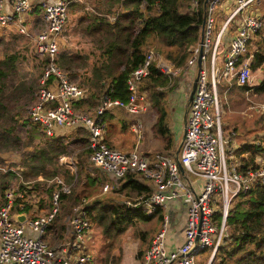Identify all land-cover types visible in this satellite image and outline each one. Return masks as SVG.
<instances>
[{
	"label": "built area",
	"instance_id": "built-area-1",
	"mask_svg": "<svg viewBox=\"0 0 264 264\" xmlns=\"http://www.w3.org/2000/svg\"><path fill=\"white\" fill-rule=\"evenodd\" d=\"M224 1L227 16L221 23L217 22L219 27L214 34V11L221 0H207L202 38L192 49L183 70L184 74L192 68L196 70V86L186 109L181 147L176 156L173 152L143 154L136 145L125 152L107 144L105 139V111L114 107L133 115L147 111L150 103L145 93L137 91L139 81L149 73L152 62H156L162 73L170 77L178 75L180 69L172 61L149 49L142 64L127 78L130 92L127 100L112 99L104 94L93 111L75 109L74 103L86 97V89L70 81L57 58L70 23V5L83 0H0V28L13 27L30 40L36 54L46 57L35 100L24 118L39 124L49 136L86 130L89 160L93 166L113 181L130 173L137 174V179L148 182L151 190L147 196L139 197L136 204H142L147 215H155L157 209H163L160 227L144 252L141 264H213L226 236L225 223L232 199L257 183L264 184V164L259 158L255 170L239 171L241 164L234 156L236 146H231L229 141L228 147L227 138L222 136L217 90L222 81L231 78H235L238 86L252 84L249 62L240 59L250 40L264 29L261 15L252 6L259 0ZM196 5L193 1L190 8ZM263 79L264 68L258 83ZM260 110L264 111V104ZM142 129L143 121L135 117L130 131L136 143L143 139ZM59 160L60 164L72 169L74 179L68 184L62 176L50 179L49 183L55 188L49 209L39 208V198L34 192L26 196L25 189L16 193L5 191V201L0 207V264L92 263L93 255L88 245L95 229L81 206H76L69 217L64 239L50 244L45 238L60 211L61 193L69 191L77 176L75 159L72 160L71 155ZM108 187V183L103 184L105 191ZM17 198L30 202L28 212L13 209ZM175 200L182 204L183 241L168 252L167 234L176 224L172 222V212L167 205ZM19 206L24 207L23 203ZM21 214L25 217L18 220Z\"/></svg>",
	"mask_w": 264,
	"mask_h": 264
},
{
	"label": "trees",
	"instance_id": "trees-1",
	"mask_svg": "<svg viewBox=\"0 0 264 264\" xmlns=\"http://www.w3.org/2000/svg\"><path fill=\"white\" fill-rule=\"evenodd\" d=\"M193 1L197 5L190 8ZM204 2L205 0H93L92 7L89 3L90 9L86 10L83 8L85 5L72 4V10L83 11L78 14L76 23L86 38L88 50L85 53H80L81 50L63 51L59 53L57 61L70 81L86 89V97L77 100L74 108L92 111L104 94L112 99L127 100L130 94L127 78L142 64L147 49L154 48L150 46L144 49L150 37L154 40L153 51L172 61L180 69L178 74L183 75L192 49L202 38ZM69 14L72 16V13ZM262 31L264 29L250 40L246 53L240 59L248 60L252 72L264 68ZM19 38L20 35L11 32L0 35V207L5 201L7 189L15 193L25 189L26 196L34 192L35 197L39 198V208L49 209L55 185L48 183V180L58 175L68 184L74 179V174L59 163V157L78 150L77 180L68 192L61 193L60 211L45 234V238L51 235L47 239L50 244L65 238L67 221L76 206H82L93 226L100 229L102 238L109 241L110 246L117 235L138 221L147 223L155 219L156 222H161V208L157 209L155 215H147L142 207L128 206L122 201H87V196L93 193L91 190L100 185L104 178L89 160L88 132L79 130L63 136H49L39 124L24 118L26 109L35 100L34 94L40 84L37 80L18 78L17 65L21 59H26L16 49ZM45 60L46 57H43L39 63L41 72ZM173 80L156 67V62H152L149 73L138 84L137 91L145 93L150 103L146 114L154 120L152 132L162 143L161 151L157 152H172L175 147L174 134L169 127L168 103V94L176 87ZM228 81H231V86L241 87L242 90L247 87L238 86L235 78ZM224 86L227 84H223L221 88ZM252 89L261 93L264 91V81L252 86ZM121 112L124 113L123 117L120 116ZM127 114L119 107L106 110L107 127L111 129L115 126L112 120L117 115L122 121L120 130L126 131L131 123L126 119ZM254 127L264 130L263 113L258 116ZM235 131H238V127ZM253 131L255 130L251 127L242 133L246 136ZM238 134L241 135V132ZM106 143L111 145L107 140ZM236 145L234 154L240 160L239 171L245 173L255 170L258 166L255 156H264V137L258 143L252 138L250 142L243 140ZM144 152L148 154L152 151ZM242 154L246 156H241ZM7 162L14 169L9 168L4 172L1 168ZM118 184L119 188L114 191H126L127 196L131 193L147 196L151 190L148 182L138 180L134 173L122 177ZM42 192L48 198H44ZM19 203H23L24 207L20 208ZM29 208L30 202L26 200L17 198L14 201V210L28 212ZM218 217L219 214L216 215ZM225 224L226 236L217 250L213 264H264V184L257 183L232 199ZM151 231L138 233L139 240L144 244L138 254L140 258L151 243ZM144 247L147 248L143 250ZM102 262L107 264V259Z\"/></svg>",
	"mask_w": 264,
	"mask_h": 264
},
{
	"label": "rangeland",
	"instance_id": "rangeland-1",
	"mask_svg": "<svg viewBox=\"0 0 264 264\" xmlns=\"http://www.w3.org/2000/svg\"><path fill=\"white\" fill-rule=\"evenodd\" d=\"M91 1L93 0H83L82 3L76 2L74 4L85 5V7L83 6V8L86 10V9H90L88 4L90 3L91 6ZM71 6L72 4L70 5L69 8V12L72 13V16L70 15L71 22L69 23L67 31L63 36L62 45L60 47V53L69 50L70 51L81 50L82 52H86L88 50L87 48L88 43L86 41V38L80 32L79 26L76 23L78 14L82 13L83 11L77 9L72 10ZM226 6L227 4L224 0H221L220 5L216 6V10L214 11V17H215L214 34L217 28L219 27L217 22L221 23L227 16ZM252 6L254 9H256L258 14L261 15L264 24V0H259L258 2H254ZM231 26H233L232 28L235 27L234 21L232 22ZM9 32L18 34V32L13 27L0 28V35L8 34ZM262 32L264 33V31ZM6 38L8 39V35H6ZM21 38H19V40L17 41L16 49H18L21 52V54L26 57V59L25 60L21 59L22 61H19L17 65L18 78L19 79L23 78L24 80L27 81H34V80L38 81L40 77L39 74L41 73V65H39V63H41V59H43V57L39 56L33 51L30 40L26 39L23 36H21ZM150 38H148L147 44L144 46V49L150 46L151 47L153 46L155 48L154 40ZM1 50L2 47L0 46V51ZM220 64H222V61H220ZM261 74H262L261 69L253 72L252 84L250 82L249 85H247V87L243 90L240 89L241 87L237 88L231 86L229 84L231 83V81H225V82L222 81L221 83L222 85L227 84V86H224L223 88H221L222 86L221 84L219 85L217 90H218V96L221 106V130H222L223 138H225L226 136L229 138L228 133L234 131L238 127V131L236 132H241V135L237 133V137H236L237 143H240L243 140L249 141L252 138H254V140H257V136L253 137L252 132L247 133L246 136H244L242 132H244L247 128H251L252 125L255 124V120L257 119V117L264 112L260 110L261 105L264 104V94H254V89L248 90L249 88H252V86L257 85L256 83L257 78L260 77ZM195 77H196V70L194 68L187 71L185 75L178 74L172 77L175 80L173 81L176 83V87L171 93L168 94L169 113H171L174 110L176 104L183 105L182 113L180 110H177L176 114L174 115V119H173L175 125L174 137L182 135V132L180 134L178 133L179 132L178 126H180L181 124L179 122L182 121L181 114H183V118L185 117V113L188 105V98L191 93ZM262 81H264V79ZM246 91H248V93ZM176 92L180 93L183 99L177 98ZM120 116L123 117L124 113L121 112ZM133 116L138 117L143 121V129H142L143 139L139 143H136L134 136L131 137L130 134H125L127 133L128 130L123 132L124 138L132 139L133 144L135 143V145L138 146L139 151L140 150L152 151V153L161 151L162 143L154 136L152 132V128H153L152 125L154 124V120L153 119L151 120L150 116L147 115L146 112H141ZM116 127L118 126L116 125ZM116 127L113 126L110 129V132L112 134H114L115 131L117 130ZM259 132L264 133V130H259ZM228 138H227V145L229 147ZM178 141L179 140L175 142L174 150H171L173 153H175V149L179 144ZM224 148H225V143H224ZM74 152L77 154L78 150H75ZM9 168L14 169L13 167H10V163L7 162L2 165L1 169L4 172H7ZM77 170L78 168L76 166V173ZM99 175L103 178L102 179L103 182H101L100 185H97V187L91 190V192L93 193L91 196H87L86 198L87 201H91L92 199H100V201H108L111 199L114 202L122 201L128 206H140V207L142 206V204H136V203L138 202L139 197L143 198L145 194L134 195L133 193H131L129 196H127L126 191H114L115 189L119 188L118 181H120L121 179L113 181L104 174H102L101 172L99 173ZM105 183L109 184V187L106 191L103 188V184ZM10 216L11 217L13 216V212L10 213ZM160 224L161 223L156 222L155 219L147 223L138 221L136 224L128 227L124 232L117 235L112 240L111 246L109 245V241H106L102 238L100 234L101 233L100 229L95 227V233H96L94 234L95 238H93L92 240L91 243L92 246L90 245L91 248L89 247L93 255V260L92 263L89 264H104L102 262L103 259L104 260L107 259V264H141V258L140 256H138V254H140V250L142 248L141 246L144 244L139 240L138 233L152 230L151 237H153L154 233H156V231L159 229ZM146 248L147 247H144L143 250Z\"/></svg>",
	"mask_w": 264,
	"mask_h": 264
},
{
	"label": "crops",
	"instance_id": "crops-1",
	"mask_svg": "<svg viewBox=\"0 0 264 264\" xmlns=\"http://www.w3.org/2000/svg\"><path fill=\"white\" fill-rule=\"evenodd\" d=\"M80 53H85V52H80ZM185 73V72H184ZM183 73V75H185ZM261 77H258L257 78V80L258 79H260ZM259 83H257V85H258ZM256 85V86H257ZM254 87V86H253ZM254 94H264V91H262L261 93H258V92H256V91H254ZM246 95V94H245ZM181 96V94L180 93H178V92H176V97L178 98V97H180ZM181 99H183V98H181ZM149 109V108H148ZM172 110H173V108H172ZM177 110H180L181 111V113H182V110H183V105H179V104H176V106H175V108H174V110L170 113V121H169V127H170V130H171V132L174 134V129H175V125H174V122H173V119H174V115L176 114V111ZM257 110V109H256ZM93 111V110H92ZM187 111V110H186ZM126 112V111H125ZM146 112V111H145ZM264 113V112H263ZM181 116H182V121L181 122H179V123H181L180 124V126H178L179 127V134L182 132V135L181 136H177V140H179L178 141V143L181 141V139H182V136H183V132H184V127H185V123H184V120H185V118H186V115H185V117L183 118V114H181ZM126 119L128 120V122L130 121L131 123H132V121L135 119V117L133 116V114H130L129 115V113L127 114V116H126ZM138 119H140V118H138ZM141 120V119H140ZM152 120V119H151ZM105 121H106V124H107V126H109L108 125V122H107V120L105 119ZM256 121H258V117H257V119L255 120V122ZM109 123H111V121L109 122ZM121 123H122V121H121V118L120 117H117V115L114 117V119L112 120V124H114L115 125V127H116V125L118 126V127H116L117 128V130L115 131V133L114 134H112L111 132H110V128L109 127H107L106 126V130H105V139L107 140V141H109L110 142V144L112 145V146H115V147H117V148H119L120 150H122V151H125V152H128V151H130V150H132L133 149V147H135V143L133 144V142H132V139H125L124 138V134H123V131H121L120 130V126H121ZM131 123L129 124V126H128V128H127V133H125V134H130V136L131 137H133L134 136V138H135V135L130 131V125H131ZM252 128L255 130V132L253 131L252 133H253V137H254V135H256V134H258L257 136L259 137L257 140H255V142L256 143H258L259 142V139L260 138H263L264 137V133H261V132H259V130L260 129H257L256 127H254V125H252ZM73 133H75V132H71V133H69V134H73ZM237 133L238 132H236L235 130L234 131H231V132H229L228 133V135H229V141H230V143H231V146H233V147H235V145H236V137H237ZM67 135V134H66ZM225 138H228L227 136L225 137ZM131 140V141H130ZM136 140V139H135ZM177 140H175V138H174V142H176ZM252 139H250L249 140V142L251 141ZM235 145H234V144ZM138 150H139V148H138ZM147 150V149H146ZM175 151H176V149H175ZM140 152L141 153H143V154H147V153H145L143 150L141 151L140 150ZM148 152H150V151H148ZM167 152H169V151H167ZM74 153V154H73ZM169 153H171V152H169ZM148 154H152V152L151 153H148ZM175 154V153H174ZM68 155H71V158H72V160H74L75 159V166H77V163H78V160H77V158H76V153L73 151L71 154H68ZM63 156H66V155H62V156H60V157H63ZM234 156H235V158L236 159H238L237 158V156L234 154ZM241 156H246V154H242ZM60 157H59V159H60ZM256 158H255V163H256V159L257 158H259L260 160H262L263 161V163L262 164H264V156H259V155H257V156H255ZM239 160V159H238ZM240 161V160H239ZM59 163H60V160H59ZM61 165H63V164H61ZM63 166H65V165H63ZM66 167V166H65ZM67 168L70 170V173L72 174V169L70 168V167H68L67 166ZM49 181L50 180H48V183H49ZM75 183V182H74ZM73 183V184H74ZM42 196L44 197V198H48V196L45 194V193H43L42 192ZM168 208H169V210L172 212V222H173V224H176V226L174 227V229H172V230H170L169 232H168V234H167V239H166V248H167V251L168 252H171V251H173V250H175V248H176V246H178L182 241H183V233H182V227H183V219H182V217H181V206H182V204L179 202V201H177V200H175L174 202H170V203H168ZM81 208H82V206H81ZM162 211H163V209H162ZM146 213V212H145ZM94 227V226H93ZM94 229H95V227H94ZM158 231V230H157ZM156 231V232H157ZM65 234V233H64ZM94 234H96L95 233V231H94V233L92 234V236H93V238H95V235ZM66 237V236H65ZM51 238V235H48V237H47V239L49 240ZM70 237H68V239H69ZM50 242V241H49ZM57 242V241H56ZM53 243H55V242H53ZM52 243V244H53ZM91 243H92V241L89 243V245H88V247H90L91 248ZM91 245V246H90ZM90 248H89V251L91 252V250H90ZM92 253V252H91Z\"/></svg>",
	"mask_w": 264,
	"mask_h": 264
},
{
	"label": "water",
	"instance_id": "water-1",
	"mask_svg": "<svg viewBox=\"0 0 264 264\" xmlns=\"http://www.w3.org/2000/svg\"><path fill=\"white\" fill-rule=\"evenodd\" d=\"M206 2H207V0H205V2H204V8L206 6ZM199 63H200V58L198 59V65H199ZM195 86H196V77H195V80L193 82L192 90H191V93H190L189 98H188V103L192 100V97H193L194 92H195ZM184 123H186L185 120H184ZM174 138H175V140H177V136H175ZM180 147H181V141L179 142V144H178V146L176 148V151H175V155L176 156L178 155V152L180 150ZM179 168H180V171L182 172L183 171V168H182V166L180 164H179ZM24 217H25V215L24 214H21L20 216H18V220H22Z\"/></svg>",
	"mask_w": 264,
	"mask_h": 264
}]
</instances>
